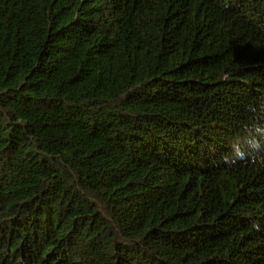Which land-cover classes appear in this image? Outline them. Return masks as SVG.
Returning a JSON list of instances; mask_svg holds the SVG:
<instances>
[{"label":"trees","instance_id":"16d2710c","mask_svg":"<svg viewBox=\"0 0 264 264\" xmlns=\"http://www.w3.org/2000/svg\"><path fill=\"white\" fill-rule=\"evenodd\" d=\"M0 264H264V0H0Z\"/></svg>","mask_w":264,"mask_h":264},{"label":"clouds","instance_id":"9594fccd","mask_svg":"<svg viewBox=\"0 0 264 264\" xmlns=\"http://www.w3.org/2000/svg\"><path fill=\"white\" fill-rule=\"evenodd\" d=\"M243 154H241V156H242Z\"/></svg>","mask_w":264,"mask_h":264}]
</instances>
